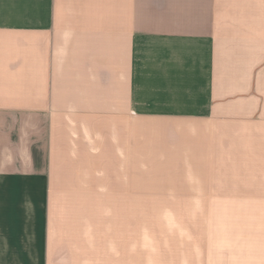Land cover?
<instances>
[{
	"label": "crops",
	"instance_id": "1",
	"mask_svg": "<svg viewBox=\"0 0 264 264\" xmlns=\"http://www.w3.org/2000/svg\"><path fill=\"white\" fill-rule=\"evenodd\" d=\"M0 264H264V0H0Z\"/></svg>",
	"mask_w": 264,
	"mask_h": 264
}]
</instances>
